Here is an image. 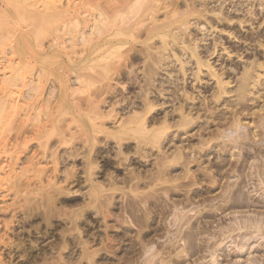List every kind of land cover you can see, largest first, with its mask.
<instances>
[{"label":"rangeland","instance_id":"374dc122","mask_svg":"<svg viewBox=\"0 0 264 264\" xmlns=\"http://www.w3.org/2000/svg\"><path fill=\"white\" fill-rule=\"evenodd\" d=\"M93 1L78 28L42 27L43 44L55 46L29 57L33 69L18 86L15 46L33 49L8 29L0 36L12 42L3 38L0 93L22 107L24 121L44 112L39 122L51 134L42 144L25 131L16 176H0V264H264V0H168V10L181 11L165 37L169 52L157 31L146 34L145 22L164 19L155 0L142 16L145 33L87 58L81 38L99 18L93 7L111 10L108 0ZM41 71L49 76L37 82ZM33 79L38 99L28 98ZM11 119L4 130L13 143L22 125Z\"/></svg>","mask_w":264,"mask_h":264},{"label":"bare ground","instance_id":"6f19581e","mask_svg":"<svg viewBox=\"0 0 264 264\" xmlns=\"http://www.w3.org/2000/svg\"><path fill=\"white\" fill-rule=\"evenodd\" d=\"M2 3H4L5 5H4V8H0V36H3V35H5L3 32L6 30V29H8L9 31H11V32H14V34L16 33L17 35H16V37H17V40H19V41H24L25 42V44L26 45H28V46H30V48H32L33 49V51L32 52H30V53H26V52H23V51H20V52H18V50H17V46H15V53L16 54H19L20 56H22V59L20 60V67H19V69L17 70V72L13 75V76H15V78H17V79H15V82H13V85H17V83H16V81L17 80H21L23 77H25L26 75L25 74H28V73H30L31 72V70L33 69L32 67H33V65H32V67L30 68V64L28 63V64H26L28 61H29V57H31V56H36V55H39V56H44V55H47L48 53H50V51H52V48L55 46L54 44H51V45H49V46H47V45H45V44H43V41H42V37H45V36H42V32H44L43 30H42V27H44L45 26V24H46V26H47V24H50V25H52V28L51 29H49L50 31L53 29V25H55V26H57V24L56 23H58V24H63V27L64 26H67V24L66 23H68V22H70L71 24L73 23V26H74V24H75V26H77V28L79 27L78 26V24H81L83 21H85V20H83L82 19V16L85 14V11H84V8L86 7L85 5H87L88 7L90 6V7H92L91 5H92V2L90 3V2H88L87 3V1L88 0H78V1H80V2H78V4L74 1V3H73V1L72 0H70L69 2H72L74 5L72 6V3L71 4H69L68 3V5H71V6H69L68 8H66V7H64V1L63 0H0ZM93 1V0H92ZM96 0H94L93 1V3L94 4H96V3H98V0H97V2H95ZM100 1L101 0H99V4H100ZM102 1H105V0H102ZM101 1V2H102ZM107 1V0H106ZM112 1H114V0H108V5H109V9H111V10H109L110 12H108V10H102L103 9V7L105 8V6H103V7H101L100 5H97L96 4V6H94L93 7V9H96L99 13V18H97V20H96V24L91 28V31H90V38L89 37H87L88 39H85L86 37H85V35H83V38H81L82 39V41L84 40V45H87V51L85 50V57H87V58H90V57H93V56H97L98 55V53L105 47V46H113L114 44H116V46H120V45H123V44H128V43H130L131 41V39L132 40H134L133 38H137L138 36H137V34H135L136 32H139V31H141L142 30V32H140L141 34H143V27H144V29H145V26H144V22L143 21H145V20H147L146 19V13H148V15H149V11H150V7L149 6H151L152 4H154V2H155V0H115V2H113L112 3ZM159 2H164L163 4H161L160 6H158V8H157V12H155L156 10V7H157V5L155 6V4H154V14L155 13H157L158 15H160V13L162 14V17L164 18L163 20H160L159 19V17L155 14V18H154V22H152V24H150V25H148L147 23H149V22H145L146 23V29H147V32H146V34H150L151 32L153 33V32H158L159 33V36L160 35H162L163 36V38H165L167 35H169V28L171 27V26H173L174 24H172V23H174L175 21V19H178L177 18V16L180 14V12L177 10H175V11H170V10H168V8H169V6L170 5H168L169 3H168V0H158ZM189 1V0H188ZM231 1H233V0H231ZM85 2L87 3V4H85ZM218 2V1H217ZM227 2H230V0L229 1H226V3ZM102 3H104V2H102ZM222 3H223V1H222ZM106 3H104V5H105ZM148 4V5H147ZM221 4V3H220ZM225 4V3H224ZM228 4V3H227ZM230 4V3H229ZM236 4V3H235ZM222 5V4H221ZM234 5V4H233ZM85 6V7H84ZM107 6V5H106ZM182 6V5H181ZM181 6H180V8H181ZM230 6V5H229ZM236 6V5H235ZM238 6V5H237ZM1 7V6H0ZM96 7V8H95ZM233 7V6H232ZM235 8V7H234ZM106 9H108V8H106ZM95 10V11H96ZM152 10V9H151ZM188 10H190V9H188ZM230 10V9H229ZM236 10H238V8L236 9ZM244 10V9H243ZM192 11V10H191ZM228 11V10H227ZM232 11V10H231ZM230 11V12H231ZM88 12V11H87ZM238 12V11H237ZM240 12V11H239ZM179 13V14H178ZM183 13V12H182ZM233 13V12H232ZM196 14V13H195ZM143 15H145L146 17L143 19ZM152 16L151 17H153V14H151ZM187 15V14H186ZM217 15V14H216ZM221 15V14H220ZM225 15V14H224ZM98 16V15H97ZM157 16V17H156ZM226 16V15H225ZM182 17L184 18V14L183 15H181V18L180 19H182ZM149 18V17H148ZM231 18V17H230ZM141 19H143L142 21H141ZM152 20H153V18H151ZM218 20H220V19H218ZM149 21H150V19H149ZM174 21V22H173ZM177 21H179V20H177ZM176 21V22H177ZM221 21V20H220ZM56 22V23H55ZM222 22V21H221ZM241 22V21H240ZM226 23V22H225ZM70 24V25H71ZM183 24H185V23H183ZM183 24H182V26H183ZM230 24V23H229ZM244 24V23H243ZM47 26L48 28H50L51 26ZM148 25V26H147ZM188 25V24H187ZM54 26V27H55ZM73 26H71V27H73ZM181 26V25H180ZM185 26V25H184ZM46 27V28H47ZM58 27V26H57ZM56 27V28H57ZM56 28H54L52 31L53 32H55L56 30H58V31H60V32H62V31H64V29H65V27H64V29L62 28V27H60V29H56ZM68 28H69V26H68ZM76 28V29H77ZM185 28H186V26H185ZM187 28H189V27H187ZM186 28V29H187ZM145 29V30H146ZM148 30H150L149 31V33H148ZM188 30V29H187ZM186 30V31H187ZM57 31V32H58ZM45 32H46V35H47V31L45 30ZM144 33H145V31H144ZM152 33L150 34V35H152ZM174 33V32H173ZM12 33H10V35H11ZM14 34H12L10 37H11V39H13V37H14ZM84 34V33H83ZM88 34V33H87ZM140 34V35H141ZM89 35V34H88ZM139 35V36H140ZM149 35V36H150ZM177 35V34H176ZM7 36H8V34H7ZM13 36V37H12ZM137 36V37H136ZM158 36V35H157ZM184 36V35H183ZM182 36V37H183ZM52 37H53V35H52ZM59 37V36H58ZM58 37H57V39H58ZM176 36H174V40H173V43L175 42V43H177L176 42V40H178V38L176 39L175 38ZM185 37V36H184ZM3 38H5V37H2V38H0V52L2 51V47L5 45V42H7V44L8 45H11L12 44V42L10 41V42H8L7 40V38H5L6 40H5V42H4V39ZM115 39V40H114ZM169 38L167 37V40H168ZM10 40V39H9ZM78 40H80V39H78ZM167 40H166V38H165V46L167 47H169V45L172 43H170V44H167L166 42H167ZM54 41H55V39H54ZM81 41V42H82ZM130 41V42H129ZM170 42V41H169ZM11 43V44H10ZM51 43V42H50ZM53 43H55V42H53ZM6 44V45H7ZM178 44H179V42H178ZM6 45H5V48H6ZM174 45H170V48L171 47H173ZM81 47V46H80ZM121 47L123 48V46H120V49H121ZM163 47V46H162ZM168 47L166 48V50H168ZM11 48V47H10ZM55 48H58V45L56 44V47ZM66 48V47H65ZM69 48V47H68ZM111 48H113V47H111ZM110 48V49H111ZM175 48V47H174ZM182 48H184V47H182ZM83 49H84V47H83ZM120 49H118L119 51H120ZM185 49H186V47H185ZM160 50V49H159ZM174 50V49H173ZM117 51V50H116ZM154 51H155V49H154ZM165 51V50H164ZM172 51V50H171ZM176 51V50H175ZM195 51V50H194ZM159 52V51H158ZM162 52H163V50H162ZM162 52H160V53H162ZM166 52H169V50L168 51H166ZM109 53V52H108ZM118 54H116V55H118L119 56V58H120V60H121V58H122V55L121 54H119L120 52H117ZM76 54V53H75ZM156 54V53H155ZM154 54V55H155ZM193 54V53H192ZM66 55H69L67 52H66ZM100 55V54H99ZM106 55V54H105ZM114 55V57L113 58H117V56L114 54V53H112V55L111 56H113ZM150 55V54H149ZM110 56V57H111ZM167 56H169V55H167ZM166 56V57H167ZM196 56H198L197 54L195 55V57ZM164 57H165V55H164ZM194 57V56H193ZM69 58H71L70 56H69ZM101 59H103L102 57H100ZM99 58V59H100ZM118 58V59H119ZM150 58H151V56H150ZM159 58H160V56H159ZM162 58H163V56H162ZM198 58V60L196 61V63L198 64V66L199 67H201L202 65H204V66H206V67H208L209 68V61H203L202 59H200L199 58V56L197 57ZM100 59V60H101ZM108 59V58H107ZM106 59V60H107ZM71 61V60H70ZM178 61L179 62H181L179 59H178ZM165 62V61H164ZM178 62V63H179ZM169 63H170V61H169ZM185 65V64H184ZM181 66H182V70L184 69V67L185 66H183V63L181 64ZM204 66H202V67H204ZM166 67V66H165ZM165 67H164V69H165ZM211 67V66H210ZM168 68V67H167ZM262 68V67H261ZM161 69V68H160ZM186 69V68H185ZM184 69V70H185ZM200 69V68H199ZM83 70V69H82ZM85 70V69H84ZM87 70V69H86ZM187 70V69H186ZM185 70V71H186ZM201 70V69H200ZM208 70H210V73L211 74H214V76L213 77H215V78H218L219 79V81H218V79H217V81H216V83L217 82H221L220 80L221 79H223V77L221 78V77H219V76H221V74L219 75L218 73H217V75H215L216 73H215V70H213L212 68H209ZM90 71H92L91 69H90ZM181 71V70H180ZM184 72V71H183ZM50 73H53V72H50ZM80 73V72H79ZM88 73V72H87ZM188 74V70H187V72H185V74H183V76L185 75V77L184 78H182V81L181 82H183L184 80L183 79H185V78H187L186 77V75ZM54 75H57V74H55V73H53ZM89 74H90V72H89ZM88 74V75H89ZM199 75H200V72H199ZM199 75H197L198 76V78H199ZM49 76V73H45V72H42L41 71V73H39V75H38V81L37 82H39V81H41L42 82V79L43 78H46V77H48ZM189 76V75H188ZM86 77V76H85ZM80 79H81V81H82V78H81V76L79 77ZM78 78V79H79ZM197 78V77H196ZM197 78V80H199ZM221 78V79H220ZM12 79H14V78H12ZM12 79L10 80V86L12 87V83H11V81H12ZM79 79V80H80ZM188 79H189V77H188ZM188 79H187V81H188ZM19 80V81H20ZM34 80V79H33ZM186 80V79H185ZM225 79H223V81H224ZM186 81V82H187ZM223 81L221 82V83H223ZM65 82V81H64ZM186 82L184 81L183 82V84L185 83L186 84ZM188 83V82H187ZM182 84V85H183ZM218 84V83H217ZM225 84V81H224V83H223V85ZM227 84V83H226ZM225 84V85H226ZM27 85V84H26ZM41 84L39 83V85L36 83V80H34L33 82L31 81V84H29L28 86H30V91L32 92L31 93V95L28 97V98H36V99H38V97H40V95L43 93L42 92V90H43V88L42 87H39ZM63 85L65 86L66 85V83H63ZM218 85H220V84H218ZM223 85H221V87H223ZM229 84H227L226 86H228ZM18 86V85H17ZM186 86V85H185ZM226 86H224V87H226ZM13 87H15V86H13ZM25 87V86H24ZM184 87V86H183ZM28 88V87H27ZM219 88V87H218ZM5 89V88H4ZM65 89V88H64ZM180 89H183L182 88V86H181V88ZM220 89V88H219ZM29 90V89H28ZM184 91L185 90H187V88L185 89V87H184V89H183ZM221 90H222V88H221ZM225 90H227L226 88H225ZM5 91H7L6 89H5ZM11 91V90H10ZM182 91V90H181ZM183 91V92H184ZM224 91V90H223ZM9 92V91H8ZM224 92H228V91H224ZM223 92V93H224ZM11 93H12V91H11ZM178 93H179V90H178ZM182 93V92H181ZM185 93H186V91H185ZM222 94V93H221ZM220 94V95H221ZM185 95H188V93H186ZM26 98V97H25ZM188 98V97H187ZM148 99V98H147ZM188 99H190L191 101H194V99H192V98H188ZM12 100V99H11ZM90 101V100H89ZM93 102V101H92ZM91 102V103H92ZM148 102V101H147ZM174 102V101H173ZM146 103V102H145ZM149 103H151V102H149ZM12 104V105H11ZM10 104V97L8 96V94H7V92H2V94L0 93V115H4V114H7V115H4V116H6V117H9L8 118V120H7V118L6 117H4V116H2V118L3 119H1L0 120V131H4V134L5 135H3V134H1L0 135V176H3L2 178L4 179V178H6L7 176H9L10 174H13V175H15L16 176V174L14 173L15 172V166L17 165V161H19V160H21V154L23 153V150H24V148H26L27 146V144H28V142H29V139L28 138H34L33 136H35V138L33 139V140H38L39 138H41L40 139V141H41V143L43 144V141H46L45 139H47V142L49 141V139H48V137L51 135L50 134V132H49V130H47V127H45L46 125H44V123H40L39 121H40V119L42 118V116L44 115L43 113L44 112H41V113H37L38 115H36L35 117L36 118H34V119H30V120H28V121H24V120H22L21 119V110H22V107L21 106H18V105H16V104H13V103H11ZM32 104V103H31ZM27 105H29V104H27ZM97 105V104H96ZM148 105H152V103L151 104H148ZM154 105V104H153ZM89 106V105H88ZM183 106H184V104H183ZM96 107V106H95ZM146 107H147V105H146ZM187 107V106H186ZM152 109L151 110V112L155 109V106H154V109L153 108H151V107H147V109ZM182 108V107H181ZM95 109V108H94ZM147 109H146V111H147ZM150 109L148 110V112L150 111ZM190 109H193V108H190ZM10 110V111H9ZM90 110H91V108H90ZM182 110H184V109H182ZM6 111V113H4ZM95 111V113H97L96 112V110H94ZM93 111V112H94ZM4 114H3V113ZM7 112H9V113H7ZM92 112V111H91ZM182 112V111H181ZM180 112V113H181ZM184 112H185V110H184ZM99 114L101 113V112H98ZM183 113V112H182ZM11 115L13 118H18V119H21V123H20V126L22 125V127H21V129H20V132H17L15 135H14V138H15V140H14V142L13 143H11V140L9 139L10 137H9V134H8V136L6 135V132H5V128L7 129L9 126H10V123H11V121L10 122H8L9 121V119H11L10 118V116H8V115ZM52 114L53 113H51V112H48V115L49 116H52ZM184 114V113H183ZM188 114V113H187ZM190 114V113H189ZM90 115V114H89ZM101 115H102V113H101ZM100 115V116H101ZM112 115V114H111ZM146 115H147V117H148V114L146 113ZM185 115V114H184ZM145 116V115H144ZM1 117V116H0ZM20 117V118H19ZM29 117H31V116H29ZM46 117V116H45ZM88 117H90V116H88ZM102 117V116H101ZM109 118L111 117V116H108ZM188 117H190V116H188ZM4 118H6L5 120H4ZM12 118V119H13ZM26 118H28V117H26ZM139 118H142V117H139ZM146 118V117H145ZM11 119V120H12ZM96 119V118H95ZM94 119V121H97V120H95ZM101 119H103V118H101ZM181 119V118H180ZM182 119H186V125H187V123H189L188 121L190 120L189 118L187 119L186 117L185 118H183V115H182ZM16 120V119H15ZM14 119H13V122L15 121ZM57 120V119H56ZM92 120H93V118H92ZM91 120V121H92ZM188 120V121H187ZM7 121V122H6ZM103 121V120H102ZM139 121V120H138ZM147 121V120H146ZM145 121V122H146ZM184 121V120H183ZM192 121V120H191ZM36 122H38V124L36 123ZM93 122V121H92ZM105 122V121H104ZM103 122V123H104ZM141 122H143L142 123V125H143V127L145 128V124H147V122L145 123L143 120L141 121ZM166 122V121H165ZM6 123H9V124H7L8 126H6ZM58 123V122H57ZM102 123V124H103ZM169 123V122H168ZM168 123H165L166 124V126L168 125ZM181 123V122H180ZM14 124V123H13ZM40 124H42V125H40ZM59 124V123H58ZM170 124V123H169ZM191 124V123H190ZM39 125V126H38ZM50 125H51V122H50ZM54 125V124H53ZM99 125H101V124H99ZM142 125H141V127H140V129L142 128ZM174 125V124H173ZM180 125V124H179ZM189 125V124H188ZM13 126V125H12ZM19 126V127H20ZM45 128H44V127ZM104 126V125H103ZM165 126V128L167 129V127L168 126H171V125H168L167 127ZM178 126V125H177ZM182 126H185V123H182ZM181 127V126H180ZM11 128H13V127H11ZM169 128V127H168ZM172 128V127H171ZM182 128V127H181ZM183 128H186V127H183ZM10 129V128H9ZM187 129V128H186ZM185 129V130H186ZM6 131H8V130H6ZM25 131H26V133H28L29 134V132H30V134H32L31 135V137H26L25 135ZM38 131H40V132H38ZM143 131V130H142ZM164 131H166V130H164ZM55 132V131H54ZM150 131H148V133H149ZM9 133V132H8ZM41 134V136L39 137V134ZM156 133V138L160 135V136H162L161 134H160V132H155ZM165 133V132H164ZM233 133H235V132H233ZM27 134V135H28ZM53 134V133H52ZM152 134V133H151ZM61 135V134H60ZM165 135V134H164ZM160 136H159V138H160ZM163 137V136H162ZM44 138V140L42 141V139ZM230 138V137H229ZM155 139V138H154ZM156 140V139H155ZM161 140V139H160ZM233 140V139H232ZM237 140V139H236ZM31 141V140H30ZM159 141V140H158ZM157 141V142H158ZM234 141V140H233ZM155 142V141H154ZM159 143V142H158ZM30 144V143H29ZM157 144V143H156ZM41 147V146H40ZM23 155V154H22ZM10 161H9V160ZM36 158L35 157H31L30 158V163H31V166H34L35 165V160ZM7 161H9V164L10 165H7L8 163H7ZM14 161H16V164H12ZM4 163H6V165H4ZM10 167V171H9V173H8V175H6L7 174V172H6V169H7V167ZM24 171L23 172H27V171H31V168H29L28 170H27V168H25V169H23ZM27 170V171H26ZM39 172V171H38ZM38 174V173H37ZM6 175V176H5ZM39 175V174H38ZM37 175V176H38ZM25 176V175H24ZM24 176H20V177H24ZM34 176V175H33ZM19 177V178H20ZM39 177V176H38ZM37 177V178H38ZM3 179H1V182L0 183H2L3 182ZM7 179L9 180V177H7ZM21 179V178H20ZM5 180V179H4ZM12 180H13V178H12ZM16 180L17 181H20V180H18L17 178H16ZM15 179H14V181H16ZM12 182V181H11ZM26 182H27V179H26ZM29 182H31V180L29 181ZM7 183H9V182H7ZM7 185V184H6ZM0 186H1V184H0ZM5 186V185H4ZM42 186V185H41ZM12 188L13 189H15L16 191H19V186H17L16 185V183H13V186H12ZM29 188V187H28ZM42 188V187H41ZM30 190H31V188H30ZM14 191V190H13ZM24 192V191H23ZM19 193V192H18ZM25 193V192H24ZM21 194V193H20ZM23 194V193H22ZM19 196H21V195H19ZM27 196V195H26ZM18 197V196H17ZM29 197V196H28ZM24 198H26L25 197V195H24ZM26 200H27V198H26ZM263 220V219H262ZM258 221V220H257ZM263 222V221H262ZM264 223V222H263ZM250 225V224H249ZM254 225V224H253ZM258 223H257V228H258ZM246 226V225H245ZM247 227V226H246ZM254 228H255V226H254ZM262 229V228H261ZM260 229V230H261ZM264 229H262V231H263ZM11 243V242H10ZM10 243H8V244H10ZM3 245V244H2ZM1 245V246H2ZM5 247V246H4ZM2 256V255H1ZM3 257V256H2ZM4 259H2V258H0V263H3L2 261H3ZM7 264H9V263H7Z\"/></svg>","mask_w":264,"mask_h":264}]
</instances>
